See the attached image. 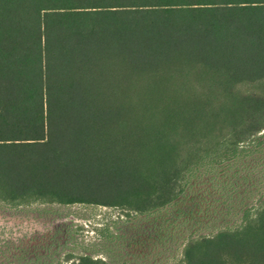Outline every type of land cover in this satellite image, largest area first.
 <instances>
[{
  "label": "trees",
  "instance_id": "trees-1",
  "mask_svg": "<svg viewBox=\"0 0 264 264\" xmlns=\"http://www.w3.org/2000/svg\"><path fill=\"white\" fill-rule=\"evenodd\" d=\"M263 131L264 0H0L2 202L153 211ZM182 257L264 264V203Z\"/></svg>",
  "mask_w": 264,
  "mask_h": 264
},
{
  "label": "rangeland",
  "instance_id": "rangeland-1",
  "mask_svg": "<svg viewBox=\"0 0 264 264\" xmlns=\"http://www.w3.org/2000/svg\"><path fill=\"white\" fill-rule=\"evenodd\" d=\"M224 149L199 154L176 198L149 212L0 201V264H181L187 241L239 229L264 203V131Z\"/></svg>",
  "mask_w": 264,
  "mask_h": 264
}]
</instances>
